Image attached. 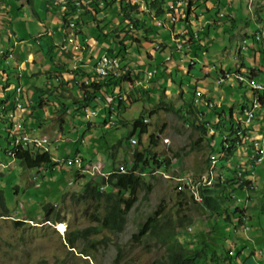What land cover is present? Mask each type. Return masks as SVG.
Returning a JSON list of instances; mask_svg holds the SVG:
<instances>
[{"label": "rangeland", "instance_id": "374dc122", "mask_svg": "<svg viewBox=\"0 0 264 264\" xmlns=\"http://www.w3.org/2000/svg\"><path fill=\"white\" fill-rule=\"evenodd\" d=\"M2 1L7 4V7H10L11 11L7 18L9 20L8 29L0 26V48H4L7 53L11 54L10 50L14 53V46L5 41L7 31L12 32L17 39H20L24 33H27L25 37H28L35 33V30H42V26L36 17L31 15H28V18L25 17L24 11L26 10V5L20 8L21 3L18 0ZM38 1L35 0L36 9L40 15L43 14L45 6L39 5ZM159 2L164 13L158 16L156 20L158 22L160 20L162 23L164 21L167 23L166 25L171 27L169 17L166 14L167 10L171 9L168 4L172 0H159ZM224 2L228 4V0H224ZM238 2L239 0H231L233 8H228L226 13L236 11L240 13V16L242 13L246 19H250H247L250 21V24L245 26L247 36H244L243 39L246 42L243 44L242 37L235 30V27L231 26L232 23L230 24L225 17H221L220 19L223 24L220 27L218 26L217 29H213L214 34L217 31L216 38L210 40L213 42V46L210 47L206 44L208 45L207 52H199L198 57L193 59V64L190 63L189 57L183 59V63H179L180 65H178L179 70L175 69L173 73H165L162 70L165 67L160 69L162 63L166 64L169 62L166 60V56L169 55L170 49L161 53L155 50L156 45L154 43L150 45L143 43V47L141 48L140 45V48H138L130 40L124 41L128 47V52H126L128 58H123L125 54H118V56L126 64H128L127 60L130 59L133 66L139 68L143 76L146 75L148 70L155 69L158 73L153 77L152 81L144 80L139 73H137L138 75L133 73L136 83H133L131 87L136 93L135 101L130 102L125 100L119 110L113 111L112 118H108V125L104 126L103 123L99 122L102 116L101 113L88 118L85 115H81L80 123L79 121L75 122L74 127L69 124L60 126L61 130H58L59 133H57L55 130H57V126L59 129V125H61L58 122V116H61L62 120L67 119L69 121V118L73 119L76 115H80V111L75 110L70 113H60L57 108V111L53 114L54 107L52 103L55 102L59 105L62 99L52 95L49 90L44 93L43 96L49 102H44L43 108L46 109V113L52 111L50 118H44L45 124L48 126L45 128L36 127L31 124V121L27 117H23L22 121L28 132L36 134L45 133L49 138L48 149L53 157L63 159L79 151L78 153L83 154L85 158L97 155V158L100 159L103 156L102 159L103 161L107 160V164L106 166H101V172H110L112 169L111 163L114 164V167H118L120 164L130 167L132 165L134 148L131 147L128 137L132 128L131 122L143 116L148 118L149 122L147 132L142 135L143 145L141 143L139 148H150L152 154L155 153L157 156L171 158V166L169 167V172L165 173L166 176L158 172L145 176L146 182L150 184V191L139 194L138 200L128 212L125 227L121 232L113 233L100 229L97 234L89 237V239L95 241L93 246L84 238H79L75 248H70L66 244L64 237L77 229L95 225L90 220V214L94 210V205H89L88 202L77 197L81 193L86 177L82 175L81 178L75 179L73 176L75 174L74 169L64 168L60 165L58 166L60 169L57 168L51 175L50 170L44 167L29 169L21 165L18 160L12 166L2 168L0 173V189L4 190L9 215L0 216V264H112L117 253L119 254L117 251L118 247L121 248L119 264H162L165 248L159 237L151 234L144 236L139 241L134 240L132 237L137 231L139 224L144 222L157 209L163 212V227H167L170 223L180 224L183 222L182 228L178 229V238L183 245L188 242L189 235L192 237L193 234L197 233L210 234L219 239V243H224L223 250H234L230 253L232 257L235 256L237 249L245 255L250 254L246 260L247 262L245 261L244 264H264V161L257 166L248 167V169L253 170L251 179L255 181L256 185V189L252 191L251 198L247 201L246 199L244 200L245 193H242V190L235 191L233 188L236 185H227L226 193L235 194L236 196L231 197L229 200L225 199L223 202L219 199L223 208L228 207L230 211L236 207L239 208L237 212L243 217V222L245 223L239 225L240 227L236 228L234 232L232 222H236L235 218L238 215L231 214V223L222 222L221 213L218 216L211 215L201 204L195 203L188 194L185 198L178 196L176 190L177 181H175V176L178 173H199L205 171L208 156L211 152L208 134L192 126L193 120L195 123H199V120L193 119L192 115L191 117H185L183 113L177 111L183 105L184 99L186 102L193 101L192 91L194 87L197 86L202 89L217 102L218 110L232 107L236 117H238L239 102L241 103L244 99L252 97V90L246 79H243L240 84L231 76L225 79L222 82L223 84L214 83V78L217 77L215 66H217V70L219 69L218 65H221L223 69H230L231 72H234L235 66L233 61L243 60L238 55V48L250 44L256 45V42L251 41V34H254L256 30V22L252 20V17L259 16L261 19H264V4H261L257 8V11L254 12L246 9L244 5H239ZM138 3V10H141L139 18L142 21L145 20V28H148L146 9H143L144 4L142 0H138ZM174 4L175 7L183 10L181 1ZM224 7L226 8L227 6L220 5L214 1H208L207 4L208 12L213 17L220 10L225 9ZM192 12H195L199 16V22L201 23H204L208 19L206 17L208 12H205L203 8H198L197 4H194ZM192 12L191 22L194 26L198 27L199 24ZM119 14L121 15V12L118 8H104L99 12V17L103 21L101 23L102 28L104 29L105 27V31H107L105 32L107 38L104 36L98 41V45L101 48L109 47L110 43L115 41L110 36L114 29L111 27L121 23ZM246 19H243V21L245 22ZM149 23L154 31H157L161 40L169 43L170 38L168 35L170 28L166 25L158 27L155 25L154 20H149ZM237 26L241 28V22ZM175 27L178 29L181 27V24L178 22ZM84 29L88 30L89 34L94 35L97 40L98 30L95 26L87 27V25H84ZM139 30H135L138 36L142 34ZM173 31L176 30L173 29ZM110 32L111 34L109 35ZM117 32L116 30L113 32L115 36ZM30 40L35 41L33 38H30ZM140 40L139 43L142 41ZM199 41L207 43L203 33L199 35ZM215 49L217 50L215 51ZM240 52L241 55L248 54V51L245 49H241ZM147 53L153 56V60L150 62L147 61ZM6 57L9 63H14L13 58ZM176 58L173 55L171 60L173 64H178ZM257 62V65H264V52L260 57H257ZM2 63H4V58L0 54V65ZM204 68H206L207 72L208 70L211 71L209 75L205 74ZM132 72H134V69ZM160 76H162V79L158 82L157 80ZM255 78L260 82L264 81L261 77L255 76ZM44 81L43 76L38 85L44 86ZM137 81L141 83L140 86L148 84L147 90L136 87L139 84ZM18 85L23 89L30 85L28 78L25 75L23 76L22 73L20 78L14 77L13 79H9L8 83L5 82L3 91L7 94L5 96L6 100L8 97L14 98L15 87ZM79 87L78 85L77 88L79 89ZM73 88L76 89L75 87ZM121 89L124 90V87L121 86ZM137 90H141L142 95ZM149 93L150 95L147 96ZM41 94L39 93V95ZM75 94L76 90H74ZM64 97L63 101L69 107H72V100L75 97L67 98V94H64ZM78 100L74 99L75 102L79 103V107L81 105L84 106L83 102ZM37 101L40 103V96H38ZM102 104L103 102L100 101V105L94 108V110L98 111L101 109ZM49 105L52 106L49 108ZM109 105L113 106L115 104L113 102ZM88 110L90 111L91 108L89 107ZM42 114L43 112L41 111L40 115ZM89 122L91 124L88 127ZM185 122L189 123V127L185 128L183 126ZM9 125L10 123L7 119L1 115L0 150L7 145L5 129ZM151 134L159 136L155 144H152L149 140V135ZM81 137L83 141L76 142ZM164 137L169 138L168 145L162 143L161 139ZM214 143L217 148L218 140L216 139ZM113 145H115L114 148H112ZM146 154L151 156L147 151ZM175 154L179 156L174 157ZM235 155L232 154L230 158H234ZM2 160L4 163L6 162L5 159ZM221 162L226 163V160H219L217 166H221ZM150 165L147 168L149 173L152 169ZM224 175L225 178L232 176L225 171ZM97 176L100 177L101 175L98 173L92 175V177ZM71 179L72 183L69 184L68 181ZM220 184L216 181L213 188H219ZM103 190L111 191L113 189L105 186ZM238 197H242L240 202L237 201ZM46 202H50L55 206L53 212L59 211L60 218L63 219L62 222L53 224L46 220L43 221L44 213L41 206ZM24 210L30 211V218L32 220L26 221L27 223H23V225L16 226L14 220H23ZM188 227H190V230ZM254 246H258V249L261 248L263 250V254L260 257L253 256ZM83 250H87L90 255H84L81 252ZM234 263L236 264V261Z\"/></svg>", "mask_w": 264, "mask_h": 264}, {"label": "trees", "instance_id": "16d2710c", "mask_svg": "<svg viewBox=\"0 0 264 264\" xmlns=\"http://www.w3.org/2000/svg\"><path fill=\"white\" fill-rule=\"evenodd\" d=\"M142 2L144 4L143 9H146L145 11L147 13L146 15L148 16V20L152 21L154 18H158V16L163 15L164 11L161 7V3L159 2V0H142ZM194 4H197L198 8H203L205 12H208V8L204 3V0H193V2L192 0H187L185 7H183V12L180 14L179 21H183L184 23H186L184 24L185 28L182 27V25L181 27L183 28V31H186V33L190 34L191 36H193V32L191 29L193 25L188 23V16L192 12L191 7L194 6ZM62 5L64 6V9L61 15V20L63 23V27L65 26V28L68 26L67 23L69 22V20H72L74 17L76 18L78 12H83L81 14H83L84 16H86L88 13L91 15V20L89 22L92 21L93 23H95V26L99 30V21L96 20L95 15L102 11L104 8H112L115 6L120 9V28H118L116 36L115 33L114 35H110L115 41H113L112 46L110 45L109 47L102 48L103 50H106L109 54H113L116 52L117 54L122 53L125 48L124 38L127 37L130 38L129 40L133 44L139 46L140 39L138 38V35L136 34L135 30H139L141 28L146 34L147 31L152 30L151 26L149 28H145V20L142 21L139 18V13L141 10H138V0H64ZM192 13L195 14V12ZM196 17H198V15H196ZM75 23L77 27L84 25L87 22L84 19L80 20V18L78 17ZM130 24H132L133 29L129 28ZM114 31L115 30H113V32ZM104 36L106 38L107 34L100 33V36L97 37V40ZM177 38L186 39L185 35L180 33L175 36V39ZM186 42L190 43L189 47L186 49L188 50L186 53L191 52L194 54V56H198L199 52H207L208 45H206L207 47L205 45H202V42L199 41V36L197 39L193 38V40H187ZM165 44L166 43L159 44L158 48H155V50L158 52H164ZM114 45L120 47H117L115 50ZM124 63L126 62L124 60H121V64L123 65ZM162 70L164 71V69ZM72 73L74 78L79 75H87L82 70L79 72L73 70ZM122 79H125L127 82H129V73H126L123 77H120V80ZM71 81H68L66 83L64 79L59 76L57 85H52L49 89V92L55 97L65 98L63 93L64 89H60L63 88L64 85L68 86ZM107 82L108 80L106 81V83ZM115 82H117V80L114 81V83ZM107 85L110 86L111 83H107ZM115 85L118 84L116 83ZM101 86L102 84H90L87 87L80 86L79 89L83 91L84 95L82 102H84L85 105H89L92 98H94L95 92H102L100 90ZM45 98L46 97L41 95L40 103L46 102L47 99ZM67 98H72V96L67 95ZM125 100H128L130 102L135 101L133 98V93H126L124 96V100L123 98L116 99V102L118 106L121 107ZM61 105V111L65 112L66 104ZM177 111L183 113L182 109H178ZM184 111L188 114H191L193 116V119H195L196 112L198 110L196 107L193 106V104H188V107L185 108ZM142 118L143 116H140L131 122L132 128L129 132L128 137L137 134L136 138L138 141V146H136V148L133 150V162L132 165L129 167L130 169L126 168V166H115V168L114 164L111 163L112 169L106 177L97 176L95 178L87 180L83 184L81 193L77 197L88 202L89 205H94V210L90 214V220L92 223H95V225H90L83 229H77L75 231H72L66 237H64L66 244H68L70 248L76 247L77 240L79 238H84L86 241L90 242L91 246H93L95 241L89 239V237L91 235L97 234L100 229L108 230L113 233H119L124 229L127 221L128 212L131 210L134 203L138 200L139 194L141 192L146 193L150 191V184L147 183L145 180V175L147 173L146 169L148 165L151 164L150 159H153L152 163H154V167L151 171L159 168H162L164 171H168L171 158L164 157L162 158V162L158 163L154 155L155 153L152 154L150 148H139L140 144L142 143V135L147 132V124L142 123ZM232 125L233 119L231 114L222 117L221 127L223 132H227V134L231 135V131H233V128L230 126ZM192 126L198 130H202V132L205 134L207 133L205 126L201 122L195 123L193 120ZM215 127H218L217 124H215ZM149 139L152 144L156 143L154 134H151L149 136ZM231 144H233L232 147H234V143L232 142ZM114 147L115 145L112 146V148ZM146 151L149 152L150 155H152L150 156L149 160L148 157H143V153ZM178 156L179 155L175 154L174 157ZM16 159L21 165L25 166L26 168H36L44 166L49 170L51 169L52 162L51 154L49 152H37L32 155L28 151H18L16 154ZM50 172L52 171L50 170ZM241 172V177L239 178L240 181L237 180V178H228L225 180L224 184L220 185V187L217 189H201L203 206L210 212L211 215L213 214L214 216H218L221 213L222 222L231 223V214L234 215L239 210V208L236 207L234 210H231V212L228 207L223 208L220 204V201L223 202L225 201V199H231V194L226 193L227 185H236L235 188H233V190L236 191L242 190L244 184L247 185L249 182H251V174L245 163H242L241 165ZM101 185L111 187L113 190L104 191L100 188ZM177 195L182 196L181 198H185L187 196V194L184 192H177ZM54 207L55 206L50 202H46L41 206V209L44 213L43 221L46 220L53 224L56 222L63 221V219L60 218L59 211L53 212ZM7 215L9 214L5 193L3 189H0V216ZM23 216L24 218L21 221L14 220V224L16 226L23 225V223H27L26 221L32 220V218H30V211L28 210L23 211ZM162 216V211L158 209L153 211L144 222L139 224L137 231L132 236L133 239L137 241L141 240V238H143L144 236H148L151 234L155 235L156 237H159L161 239V242L164 244L165 248L164 260L162 261V264H235L234 259L231 258L230 255H228V250H223L224 243H219V239L211 236L210 234L197 233L193 234L192 237L189 235L188 242L183 245L178 238V229L182 228L183 222H181L180 224L170 223L167 227H163ZM238 221L242 222L240 216L238 217ZM120 250L121 248L118 247L117 251L119 252V254L117 253L112 264H119ZM81 252L84 253V255H90L87 250H83ZM249 255L250 254L241 256V251L238 249L236 250V256L239 259V262L241 263H244L249 258Z\"/></svg>", "mask_w": 264, "mask_h": 264}, {"label": "clouds", "instance_id": "9594fccd", "mask_svg": "<svg viewBox=\"0 0 264 264\" xmlns=\"http://www.w3.org/2000/svg\"><path fill=\"white\" fill-rule=\"evenodd\" d=\"M180 1L182 3V8L185 7V5L187 3V0H172V2L170 4H168V5H173V8L170 9V10H167L166 16L169 17V20L170 21H171L170 15L176 16V20L174 22L171 21V26L173 25V28L176 31H173L172 32V34H173V36H172V47L169 48L170 49V53H169V55L166 56V60L169 61L170 59H172L174 53H183L186 56L188 54H191V56H190V63L193 64L194 63L193 62V59L197 58L196 56H194L193 53H191V52L186 53L188 50H184L182 52H179V51H175L174 50L175 40L179 39V38L175 39V36L178 33H180L181 30H183L182 27L185 28L184 24H186L183 21H181V22L179 21L180 14L183 12V10L180 9L179 7H175V4H174V3H179ZM246 4H247L245 6L246 9L252 10L254 12H256L257 11V8H259L258 7L259 3L257 4L255 2V0H247ZM230 6H231V4L229 5V7ZM117 8L118 7H116V9ZM191 8H193V6ZM63 9H64V6L62 5L61 6L62 12H63ZM195 14H194V16H196ZM120 16L121 15L119 14V18H121ZM191 16L192 15L190 13V15L188 16V23H190V24L193 25L191 29L193 30L194 28L195 29L200 28L201 27L200 24H199L198 27L194 26V24L191 22L192 21L191 20ZM60 17H61V15H60ZM215 17H216L217 20H221L220 18L221 17L223 18L224 17V14L218 12V14ZM76 19H77V17L76 18L74 17L72 20H69V22L67 23L68 26L65 28V26L63 27V23H62V20L60 18L61 27L65 28V30L63 31V35H64L63 39L67 35H69V33L71 31V28H69V23L71 21L74 22V27L72 29H73L74 33L76 34V36L78 38H79V36H84V34H80L81 33V30L78 28V26L76 27V23H75L76 22ZM156 19L157 18H154L153 20L155 22V25L158 26V27H164L167 24L164 21L162 23L159 20L161 24L158 25V21ZM248 20H250V19H248ZM248 20H247V22H249L248 24H250V21H248ZM252 20L256 22V25L259 24V26L256 27L257 29L255 30V33L254 34H251V38H252L251 41L256 42V43H259L261 41L264 42V19H261L259 16H254V17H252ZM178 22L182 25V27L176 29L175 28V25ZM247 22H246V24H247ZM118 26H120V24L117 25V27ZM150 26L151 25L149 24L148 28ZM166 26L171 29V27H169L168 25H166ZM203 27H204V25H202V28L199 29L198 35H197V37L195 39H197L198 36H199V34H200V32L203 31L202 30ZM129 28L133 29L132 24L129 25ZM113 30H115V29H113ZM186 35L188 37H191L190 34H187L186 33ZM257 36H258V38H257ZM84 37H86L88 39L87 36H84ZM127 38L130 39L129 37H127ZM63 39H62V42H63ZM184 40L187 41V38L184 39ZM191 40H193V39H191ZM78 41H80V39ZM62 42H56L54 44V48L56 50H59L60 52H67L69 50H72L73 51V49L70 48V46H69V48L67 50H62L58 46H56V44H62ZM245 42H246L245 39H242V43L244 44ZM87 43H88V41L86 42V44ZM86 44H85V46H86ZM124 44H125V48L122 51V53H119V54H125V56L123 58L126 59V57L128 58V56L126 55V52H128V47L126 46V43L125 42H124ZM110 45L112 46L113 43H111ZM117 47L119 48L120 46H115L114 45V49L115 50H116ZM155 48H158V45H156ZM238 49H239L238 52L241 53L240 52L241 49H243V50L245 49L246 50L247 49V45L242 46L241 48H238ZM84 50H85V47H84L83 50H77V51L83 52ZM2 51L3 52L0 53L1 56L11 57V54L10 53H7L4 50H2ZM77 51H74V52H77ZM102 51H104V50H102ZM113 54H116L118 56L117 52L116 53H113ZM79 58H82V57L80 56ZM120 60H123V59H120ZM127 61H128V64L124 63L123 65H126L128 67L131 66L129 68L130 71L127 72V73H129V76H130V81L129 82H127L125 79L120 80V77H123L125 74L119 75L115 79H112V78H110V79H102L101 78L100 79L92 71V67L91 66H92V64L94 62H92V63L89 64L83 58H82V61L79 62L78 61V58H77L76 59V62L77 63L73 66V68H71L70 70L66 71V72H69V73L71 72L70 79L67 80L66 83L68 81H71L72 80L69 85L72 88L75 87L76 90H78L79 93L81 94L80 96H78L79 98L78 97H75L74 98V96L72 98L79 99L78 101H81L82 102V99H83V96L84 95H83V91L77 88L78 85L79 86H86L87 87L90 84H100V85L102 84V86L100 87V90L102 92L99 93L98 91H96L95 94H94V98H92V100L90 101L89 105H85L84 102H83V105L84 106L81 105V107H79V103L78 102H75L74 99H73V102L71 104L72 107H69L68 105H66L65 112L66 113H70L72 111L79 110L80 111V115H76L74 118L77 119V121H79V123H80L81 115H85L83 109L85 107H88V108L90 107L91 109H94L97 106H99L100 105L99 102L102 101L103 102L102 108L105 109V112L106 113L108 111L109 114L107 115V118L105 120H103V121L99 120V122L100 123H104L105 122L103 124L104 126L105 125H108L109 124L108 118H112L113 111H115L116 109L117 110L120 109V106H118V104L116 102V99H122L123 98V100H124V96H125L126 93H128V94L133 93L134 100L136 98V93H135L134 89L131 87L133 83H136L134 81L133 73L136 74V75H138L137 73H139L144 78V80H147V81H150V80L152 81L153 80V77H155L156 74H157V70H155V73H154L153 77L150 78V79H147L146 76H143V74H141V71H139V68H136V67L132 66V64L129 63L130 62V59L127 60ZM246 63L247 64H250V62H246ZM83 64L89 67L88 71H86V70H84L82 68ZM215 68H217V67L215 66ZM133 69H134V72H132ZM73 70L74 71H77V72H79V71L82 70L87 75H84V76H80L79 75V76H77L78 75V73H77V75H76L77 77L74 78L73 77V73H72ZM255 70H256V72H254ZM88 72H89V74H88ZM90 72L92 74H90ZM259 73H262V74H259ZM54 74H55V72H54ZM257 74L260 75L261 78H263V80H264V65H263V67L262 66H258V67L255 66L254 69H249L248 68V70H245L242 73L241 72L240 73H236V72L232 73L231 70H222V72L219 74L218 78L216 79V83L217 84H223L222 82L225 79H227V78H229L231 76H233L234 79H236L240 84H241V81L243 79H246L248 81L249 86H250V88L252 90V97L250 99H244L241 102L242 104H240L239 110L237 111L238 117H236L235 116V113H233L234 110H233L232 107H226V109L218 110L217 109V102H215L211 97H209L202 89L198 88L197 86H195L194 87V90L192 91V96H193V98H192L193 101L192 102H186L185 99L182 97L184 99V102H183V105L180 108H178V109H182L183 110V114L185 115V117H191V114H188V113H186L184 111V109L186 108V105L188 107V104H193V106L197 108L198 111L196 112V118L199 120V123L201 122L205 126V128L207 130L208 138L210 140V145H211V152L209 153V156H208V161H207V164H206L205 171L199 172V173H194V172H192V173H190V172H187V173H178L175 176L176 177V180L175 181H177V178H179L181 176H185V175L191 176L193 178L194 182H196L197 180H199V178L202 175H206L209 179H211V184L210 185H205V186L204 185H199L198 186V194L200 196V200L199 201L194 198L193 194L190 193L188 189H186V185H184L181 181H177L176 182V184H177V189H176L177 192H184V193L188 194L189 197L195 203H197V204H201L203 206V201H202V197H201V189L202 188H213L214 187L213 185H215V182L216 181H217V183H221L220 185H222V184H224L225 180L228 179V178H234V179L237 178V180L240 181L239 178L241 177V173H242L241 172V165H242V163H245V165L247 167H251V166H257L258 164H260V163H262L264 161V152H263V155H262V160L259 163L254 164V162L256 160V157H253V158L251 157V155L253 156L256 153V145H255V143H258L259 146H263L264 147V125H263V128L260 127V124L261 123H264V110H263V108H264V91H262V92H256L255 90L252 89L251 83H250L251 80H253V81L255 80L257 83L261 84L263 86V88H264V81L260 82L259 80H257L255 78V76ZM20 76H21V73L18 72V75L17 76H13V78L15 77V78L18 79V78H20ZM9 79H11V78H9ZM107 80H108L107 83H111L110 86L107 85V83H106ZM116 80H117V82L114 83V81H116ZM116 83L118 85H115ZM137 83H139V84H137L136 87H141L139 89H142L143 88V89L147 90L148 84L147 85H144V86H140L141 83L139 81H137ZM18 86H16L15 89ZM121 86L124 87V90L121 89ZM21 90L22 91H21V93L19 95V99H20V102L22 104V107L21 108H18L17 105H16V101L14 99L15 98V94H16V92H15L14 98L10 97V99L12 101V106L13 107L10 108V109H4L3 108L1 110V112H0V114L3 115L7 119V121L10 123L9 127H7L5 129L7 145H6V147L4 148V150L2 151V153L0 155V161L2 163V165H0V173H1L2 168L10 167L14 163H16V161H17L16 154H17L18 151H28L32 155H34L37 152H39V153L49 152L48 145H49L50 141L48 142V144L46 145V147L45 148H42V149H32V148L23 149V148H20L19 147V148L16 149L17 151H16L15 156L13 158L8 157L6 155L7 150L11 147L9 138H10V135L13 134L12 131H11V129H12L11 124L12 123H11L10 118L8 117V114L10 112H13V114L15 115V117L20 120V123L22 125V129L19 131L20 134H27V135H45L44 132L41 133V134H36V133L28 132L26 126L23 124L22 118L24 117V115H23L22 110L24 108H26V106H27L26 105L27 104V100L25 99V96L23 94V88H21ZM137 91H138V93L140 95H142L141 90H137ZM198 92H199V94H198ZM149 95H150V93L147 94V96H149ZM254 98H258L257 99L258 106H257V108H255L253 110L252 116H250V118L248 119V117H249L248 114H249L250 110L252 109V104H253V99ZM113 102H114L115 105H113V106L112 105H109L110 103H113ZM42 104H44V103H42ZM61 104L62 103L59 104V107H60V112L62 113V111H61L62 110L61 109V106L62 105ZM200 105H201V107H200ZM96 112H97L96 116L99 115V111H96ZM230 114L232 115V119H233V125L230 126V127L233 128V131H231V135L227 134V132L226 133L223 132L222 127H221V119H222V117L228 116ZM206 115H208V116H206ZM78 117H80V118H78ZM85 117L88 118L86 115H85ZM69 120H70V118H69ZM219 120H220V122H219ZM141 121H142V123L148 125L149 119L146 118V117H143L141 119ZM90 124H91V122L88 123V127L90 126ZM215 124H217L218 127H215ZM183 126L185 128H187V127H189V123L185 122L183 124ZM58 130H60V128L57 129V130H55V131H57V133H59ZM158 137L159 136H156L155 135V140L158 139ZM164 139H167L168 141L165 142ZM216 139L218 140V147L217 148L215 147V143H214V141ZM48 140H49V138H48ZM132 140H135V143H132ZM161 140H162V143L164 145H168L169 138L164 137ZM79 141H83V138L82 137L80 139L78 138L76 142H79ZM232 142L234 143V147H232L233 146V144H231ZM129 143H130L131 147H134L133 150L136 148L135 146H138V141H137L136 135L129 136ZM117 147H118V145H117ZM78 152L79 151H77L72 156H66L63 159L55 158V157H53L51 155V162L52 163H51V169L50 170L52 172H50V174L52 175L57 170V168L60 169V167H58L59 165L61 167H64V168L74 169L75 174L73 176L75 177V179L76 178H81L82 175H83L84 177H86V181L89 180V179L95 178V177H92V175L95 174V173L100 174L101 175L100 177H106L109 174V172H101L100 171L101 170L100 168H102L104 165L106 166V164H107V160L106 161H103V159H102L103 156L100 157V159L97 158V155L96 156L91 155L89 158H85L83 156V154L78 153ZM77 154H79L81 156V159H82L81 165L79 167L77 165H75V164H73V165H66V161L68 159H70V158L72 159ZM143 154H144V156H143L144 158L148 157V160L150 159V156H148L146 154V152H144ZM232 154H236L234 156V158H230V156ZM211 156H215L216 159H217V162L214 164V166L212 168V171H213L212 175H210ZM1 158L2 159H5L6 162L4 163ZM155 158H156V160H157L158 163H161L162 162V158H164V156H157V155H155ZM244 158H245V161H244ZM54 159H60L61 162L59 164H56L54 162ZM222 159H225L226 161H228V163L227 164H224L223 162H221V166H217L218 161L219 160H222ZM229 159H230V163H229ZM150 161H151V165L150 164L149 165L153 168L154 167V163L152 164L153 159H150ZM171 161H172V159H171ZM171 161H170V166H171ZM132 162H133V158H132ZM122 166L123 165H121V164L119 165V167H122ZM41 167H44V166L36 167V169H39ZM92 167H94V169H93L94 172L93 173L88 172L87 170H91ZM44 168H46V167H44ZM126 168L130 169L129 166H126ZM29 169H32V168H29ZM146 171H147V169H146ZM224 171L227 172V173H229L232 176H228L227 178H225ZM249 171H250V174L252 176L253 175V170H250L249 169ZM156 172L162 174L163 176H166L165 173L166 172H169V171H164L162 168H159V169H155L153 171H150V173L147 171L146 175L147 174H153V173H156ZM238 172H240V175L237 174ZM68 183L71 184L72 183V179L69 180ZM178 185H182V188L179 189L178 188ZM105 186L106 185H101L100 188L103 190ZM255 189H256L255 181H253L252 179H251V182H249L247 185L244 184L243 185V188H242V193H245L244 194V197H243L244 200L246 199V201H247L249 198H251L252 191H254ZM233 196H236V195L235 194H231V197H233ZM241 200H242V197H238L237 198V201L238 202H240ZM235 215H238V216H236L237 218H235L236 222H232L233 223V232H234V230L236 228L240 227L239 225L245 223V222H243V217L240 215V213L237 212V213H235ZM239 216L241 217L242 222H239L238 221V217ZM188 229L190 230V227H188ZM257 247L258 246H254V248H253V256L260 257L263 254V250L261 248L258 249ZM232 251H234V250H232ZM232 251L228 250V255H230V253ZM243 255H245V254L242 253V251H241V256H243ZM230 257L233 258L234 261H236V264H244L245 263V262L244 263L239 262V260H238V258L236 256V251H235V256L232 257V255H230Z\"/></svg>", "mask_w": 264, "mask_h": 264}, {"label": "crops", "instance_id": "0c3cea01", "mask_svg": "<svg viewBox=\"0 0 264 264\" xmlns=\"http://www.w3.org/2000/svg\"><path fill=\"white\" fill-rule=\"evenodd\" d=\"M208 1H214L215 3L218 2L220 5L227 6L226 8L224 7L225 9L220 10L219 13H223L225 19L230 24L232 23L231 26L235 27V30L238 31V34L242 37V39L244 38V36H247V32L245 31L246 30L245 26L249 25L248 24L249 22H247V20H246L245 22H247V24H245L243 19H246V18L242 15V13H241V16H240V13H238L236 11L233 13H226L228 8H233L232 5L229 7V5L232 4L231 0H228V4L226 3L227 5L225 4L224 0H204V3L206 4V6L208 4ZM18 2L21 3L20 8H23L24 5H26V10L24 11L25 17L28 18V15L36 17L38 19L40 25L42 26V30H35V33H33L32 35H30L28 37H25V35L27 33H24V34L22 33L23 36L20 39H17V37H15L12 34V32L7 31L5 41L14 46V53L10 50L11 58H13L14 63H9L6 59L7 57L2 56L5 61H4V63H2L0 65V112L3 108L4 109H10L13 107L10 97H8L7 100L5 99V96L7 94H5V92L3 91V86H4L5 82L8 83L9 77L13 78V76H17L18 72H20L23 74V76L25 75L28 78V82L30 84L29 86H27L23 89V91H24L23 94L25 96V99L27 100V104H26L27 106H26V108H24L22 110L23 115H24V117L29 118V120L31 121V124H33L34 126L40 127V128H45L48 125L45 124L44 118H50L52 116V111L50 113H46V109L43 108L44 105L37 101L38 96L44 95L46 90H49L52 85L53 86L57 85V82H58L57 78L59 76L62 77L65 82L67 80H69L70 76H71L70 75L71 72L69 73L66 71L73 68V66L77 63L76 62L77 58H79L81 56L86 62H88L90 64V63L94 62L96 57L101 53V51L103 49L100 47V45H98L99 40H96L95 39L96 37L94 35L89 34V32H87L88 30L84 29V25H87V27H94L95 26V23H93L92 21L89 22L91 20L90 19L91 15L89 13L86 16H84L83 14H81L83 12H81V13L78 12V15H77V18L79 17L80 20L84 19L87 22L84 25L78 26V28L81 30L80 34H84V36L88 37V43L85 46V50L83 52H80V51L74 52V50L73 51L69 50L67 52H60L59 50H56L54 48V44L56 42H62V39L64 37L63 31L65 30V28L61 27V21H60V18H61L60 15H62L61 6H62V3L64 2V0H39L38 1L39 5L45 6L43 14H40V15L37 12L35 0H18ZM244 2H247V0H239L238 3H239V5H242V6L244 5V7H245L247 4L246 3L243 4ZM255 2L257 4L259 3L258 7H260V5L264 3V0H255ZM112 8L116 9L115 6ZM10 11H11L10 7H7V4L4 1L0 0V26L3 28H6V29H8V21L9 20H7V18H8ZM19 12H21V11H19ZM99 16H100L99 13H97L95 15L96 20L100 21L98 23L100 29L98 30L97 27L95 26V28L98 30L97 37L100 36V33L107 32V31H105L106 30L105 27H104V29L102 28L101 23L103 21H102L101 17H99ZM206 17L208 19L206 21H204V23L199 22V16L198 17L195 16V19L197 20V22H199L198 24H200L201 26L204 25V27L202 29L204 32L202 31V33L204 34L207 43L202 41V45L206 46V44H208L210 47H212L213 42H211L210 40L215 39L217 36V31L214 34L213 29H217L218 26L220 27L223 24V22L221 20H217L216 17H213L210 12H208V14H206ZM230 18H231V20H230ZM240 22H241V28H238L237 24H239ZM146 23H147V27H148L150 24L149 20ZM258 26H259V24L256 25V27H258ZM111 28H114L117 31L118 28H120V26L117 27V26L113 25ZM172 28H173V25L171 26V29L169 30V35H168L170 38L169 43H166L163 40H161L157 31H154L153 28L151 31H147V34L144 32L143 29L139 30L140 33L142 32V34L139 35L138 38L141 39L142 41L140 40L141 42L139 43L138 48H140V45L142 48L143 43L149 44V45L151 43H154L155 45L166 43L164 50H169L170 46H172V36H173L172 32L174 29V28L173 29ZM22 32H23V29H22ZM202 33L200 32V34H202ZM110 34H111V32L109 33V35ZM112 35H114L113 32H112ZM122 36H123V34H122ZM30 38H33L35 41L30 40ZM77 39L79 40L80 36H79V38L77 37ZM124 40L126 41L129 39L124 38ZM148 40L153 41V42H149ZM111 43H113V41ZM256 46H258V48H256ZM0 50H4V48H0ZM216 50L217 49H215V51ZM246 50L248 51V54H245V55H241V53L238 52V55L240 57H242L243 60L233 61V64L235 66V69L233 71L236 73H240V72L242 73L245 70H248V68L254 69L255 66H257V67L260 66V65H257V63H258L257 57H260V55L263 53L262 51H264V42L261 41L259 43H256V45H254V44L247 45ZM161 53H163V52H161ZM201 53H203V52H201ZM184 55L185 54H183V53H174V56L178 58V59L176 58L178 64H173L171 61L172 59H170L169 62L166 63L165 65L162 64L163 66H161L160 69L165 67V69H164L165 73L166 72L167 73H173V71L175 69L179 70V66H178V65H180L179 63L182 64L183 59H185L187 57L190 58V56H191V54H188L187 56L186 55L184 56ZM196 57H198V56H196ZM146 58H147V61H149V62L151 60H153V56L149 53H147ZM229 58H230V56H229ZM241 62H243V63H241ZM246 62H250V64H247ZM130 63L133 64L132 61H130ZM262 67H263V65H262ZM82 68L86 71H88V69H89V67L84 65V64H83ZM218 68L219 69L216 70L217 71V77L214 78L215 79L214 83H216V79L218 78V76L222 72V70H226V69H223V67L221 65H218ZM215 69H217V68H215ZM227 70H230V69H227ZM204 71H205L206 75H209L211 72L210 70H208V72H207L206 68H204ZM54 72H55V74H54ZM234 72H232V73H234ZM254 72H256V70ZM90 74H92V73L90 72ZM259 74H262V73H259ZM43 76H44V80H45L44 81L45 85L40 86V85H38V83ZM256 76L261 77L258 74ZM161 79H162V76H160V78H158L157 81L160 82ZM71 88L72 87L70 85H68V86L64 85V87L61 88L60 90L64 89L63 90L64 94H67L68 96L73 97L74 90H76V89H74V88L71 89ZM39 93H42V94L39 95ZM80 95L81 94L79 93V91L76 90V94L74 95V97H78ZM60 99H62L60 103L67 105V103L65 101H63V98H60ZM47 101H48V99H47ZM72 102H73V100H72ZM52 104L54 107L53 114L55 111H57V108H58V112H60L59 105L55 102H53ZM240 104H242V103L239 102V106H240ZM50 106H52V105H49V108H50ZM41 111L43 112L42 115H40ZM98 111H99V113L102 114L100 120L101 121L105 120L107 118V115L109 114L108 111L106 113L105 109H103V108L99 109ZM233 113H234V111H233ZM0 117H1V114H0ZM60 117L61 116L57 117L59 124H61V125H59L60 130H61L60 126H65L66 124H69L70 126H74L75 125L74 123L77 121V119H75V118L67 121V119L62 120ZM78 118H80V117H78ZM263 125H264V123H261L260 127L263 128ZM57 129H58V126H57ZM35 132H37V131H35ZM5 147H3L0 150V154L2 153V151L4 150Z\"/></svg>", "mask_w": 264, "mask_h": 264}, {"label": "built area", "instance_id": "2783aa9c", "mask_svg": "<svg viewBox=\"0 0 264 264\" xmlns=\"http://www.w3.org/2000/svg\"><path fill=\"white\" fill-rule=\"evenodd\" d=\"M170 19L171 21H175L176 20V16L170 15ZM160 21L158 22V25H160ZM202 28V26L200 27ZM193 29V36L188 37L186 35V31L181 30L180 34H184L187 38V40H191L193 38H196L199 32V29ZM70 32H74V31H70ZM190 43L186 42L184 39H177L175 40L174 43V50L175 51H179L182 52L184 50H186L189 47ZM56 46H58L60 49L62 50H66V37L63 39L62 44H56ZM75 51V49H74ZM121 58L119 56H117L116 54H109L106 50L102 51L98 57L95 59L94 63L92 64V71L98 76V78H102V79H115L117 76L119 75H123L126 74L127 72H129V67L126 65H122L121 64ZM79 62H81L82 60H78ZM155 73V69L154 70H148L147 71V79H150L153 77ZM253 90H255L256 92H262L264 91V88L261 84L257 83L255 80L253 81ZM16 94H15V101H16V105L18 108L22 107V104L20 102L19 99V95L21 93V87H17L15 89ZM199 94V92H198ZM257 99L255 98L254 103H253V107L249 112V117L252 116V112L255 108H257L258 104H257ZM84 110H88V107H85L83 109ZM264 110V109H263ZM91 111H94L95 113H97L94 109H91ZM8 117L11 120V126H12V135H10V144L11 147L7 150L6 155L8 157H10V150L11 149H17V148H32V149H42L45 148L46 145L48 144L49 140L48 137L46 135H27V134H20L19 131L22 129V125L20 123V120L18 118L15 117V115L13 114V112H10L8 114ZM165 142H167V139H164ZM132 143H135V140H132ZM263 143V142H262ZM13 158V157H11ZM81 156L79 154L75 155L72 159H68L66 161V165H71V163H78V167L81 165ZM54 162L56 164H59L61 162L60 159H54ZM94 167H92L91 170H87L90 173L94 172ZM86 171V172H87ZM209 180V178L206 175H202L199 180H197L196 182H194L193 178L189 175H185V176H181L179 178H177V181H181L184 185H186V189L189 190L190 193L193 194L194 198L196 200H200V196L198 194V186L199 185H203V183ZM178 188L181 189L182 185H178Z\"/></svg>", "mask_w": 264, "mask_h": 264}, {"label": "bare ground", "instance_id": "6f19581e", "mask_svg": "<svg viewBox=\"0 0 264 264\" xmlns=\"http://www.w3.org/2000/svg\"><path fill=\"white\" fill-rule=\"evenodd\" d=\"M78 3V2H76ZM169 7L172 9L173 8V5H169ZM74 27V22L71 21L69 23V28H71V30L73 31V28ZM258 38V36H257ZM88 41V39L84 36H80V41L77 40V36L74 32H70L69 35L66 36V50L69 48V46L75 51L77 50H83L84 47H85V44L86 42ZM3 51L1 50L0 53H2ZM78 60H82V58H78ZM147 77V72H146V75ZM251 87L253 89V80H251ZM254 100L255 98L253 99V103H254ZM252 107H253V104H252ZM264 109V108H263ZM84 113L87 117H91V116H96L97 113H95L94 111H89V110H84ZM256 145V153L251 157H256V160L254 162V164L256 163H259L261 160H262V155H263V152H264V147L263 146H259L258 143H255ZM16 149H11L10 150V157H14L15 156V153H16ZM217 162V159L215 156H211V166H210V175H212L213 171H212V168L214 166V164ZM228 161H226V163L224 164H227ZM77 165L78 166V163H71V165ZM0 165H2L1 161H0ZM252 165V164H251ZM238 175H240V172L237 173ZM211 184V179L209 180H206L203 185H210Z\"/></svg>", "mask_w": 264, "mask_h": 264}]
</instances>
